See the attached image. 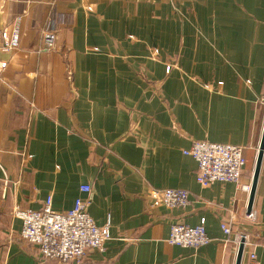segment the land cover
Returning <instances> with one entry per match:
<instances>
[{
	"label": "crops",
	"instance_id": "crops-1",
	"mask_svg": "<svg viewBox=\"0 0 264 264\" xmlns=\"http://www.w3.org/2000/svg\"><path fill=\"white\" fill-rule=\"evenodd\" d=\"M15 26L18 45L0 49V264H60L12 213L48 197L59 212L88 199L94 222L109 220L81 264H234L241 234L240 264H264V154L253 221L241 188L264 126V0H0V30ZM196 140L241 146L239 182L202 187L182 152ZM161 188L189 203L153 204ZM201 220L207 244L167 242L170 224Z\"/></svg>",
	"mask_w": 264,
	"mask_h": 264
},
{
	"label": "built area",
	"instance_id": "built-area-1",
	"mask_svg": "<svg viewBox=\"0 0 264 264\" xmlns=\"http://www.w3.org/2000/svg\"><path fill=\"white\" fill-rule=\"evenodd\" d=\"M43 44L46 49L51 48L55 42V32L47 28L42 33ZM19 42L18 28L15 26L10 32L0 30V49L10 51ZM5 63L0 64V69ZM168 70H169V66ZM221 84L222 82H218ZM197 162L196 180L202 186H208L214 181L238 183L243 172L245 160L242 147L231 143H219L208 140H196L182 151ZM0 171L6 180L5 168L0 163ZM249 190L248 186H241ZM83 192H90L87 184L80 186ZM153 204L167 208L185 207L189 203V192L184 188H161L149 192ZM89 200L76 198L74 205L59 212L52 209L48 197L41 209L19 208L12 210L14 217L20 219V237L37 247L39 253L46 258L57 260L60 264H81V260L92 250H104L105 242L110 238L109 220L101 226L97 225L90 216L87 208ZM249 220L255 219L251 210L246 213ZM221 229L229 234L228 223L221 222ZM247 235H237V240ZM210 241L204 220L195 226L181 222L170 224L167 242L182 247H199ZM250 259H255L253 251Z\"/></svg>",
	"mask_w": 264,
	"mask_h": 264
},
{
	"label": "water",
	"instance_id": "water-1",
	"mask_svg": "<svg viewBox=\"0 0 264 264\" xmlns=\"http://www.w3.org/2000/svg\"><path fill=\"white\" fill-rule=\"evenodd\" d=\"M264 154V126H263V131L261 135V140L259 143L258 151H257V156L253 168V173H252V180L250 184V189H249V194H248V201H247V206H246V211L249 212L252 208L253 204V198L256 190V185H257V180L258 176L260 173V167H261V162ZM244 250V238H241L238 244L237 248V253H236V259L234 264H240L242 254Z\"/></svg>",
	"mask_w": 264,
	"mask_h": 264
},
{
	"label": "rangeland",
	"instance_id": "rangeland-1",
	"mask_svg": "<svg viewBox=\"0 0 264 264\" xmlns=\"http://www.w3.org/2000/svg\"><path fill=\"white\" fill-rule=\"evenodd\" d=\"M193 142V141H192ZM251 211V210H250ZM249 211V212H250ZM249 212H247V213H249ZM241 239V238H240ZM240 239L239 240H236V241H238V244H239V241H240ZM245 243H246V240H244V247H245Z\"/></svg>",
	"mask_w": 264,
	"mask_h": 264
}]
</instances>
